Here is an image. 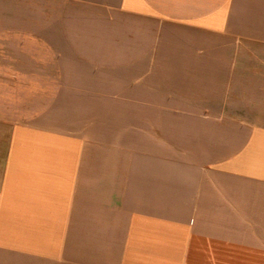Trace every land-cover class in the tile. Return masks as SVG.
<instances>
[{
    "label": "crops",
    "instance_id": "obj_1",
    "mask_svg": "<svg viewBox=\"0 0 264 264\" xmlns=\"http://www.w3.org/2000/svg\"><path fill=\"white\" fill-rule=\"evenodd\" d=\"M0 264H264V0H0Z\"/></svg>",
    "mask_w": 264,
    "mask_h": 264
},
{
    "label": "rangeland",
    "instance_id": "obj_2",
    "mask_svg": "<svg viewBox=\"0 0 264 264\" xmlns=\"http://www.w3.org/2000/svg\"><path fill=\"white\" fill-rule=\"evenodd\" d=\"M70 26L69 24H65V30H70ZM86 60V58H85ZM103 105H97V107H101L102 108Z\"/></svg>",
    "mask_w": 264,
    "mask_h": 264
}]
</instances>
